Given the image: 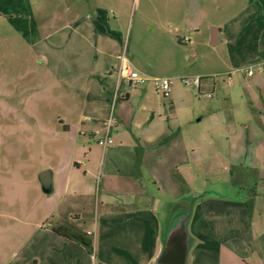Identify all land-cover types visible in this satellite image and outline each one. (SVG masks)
Listing matches in <instances>:
<instances>
[{
	"label": "rangeland",
	"instance_id": "374dc122",
	"mask_svg": "<svg viewBox=\"0 0 264 264\" xmlns=\"http://www.w3.org/2000/svg\"><path fill=\"white\" fill-rule=\"evenodd\" d=\"M94 1L113 25L114 14L121 9L120 34L131 69L148 77L173 79L169 98L151 82L129 85L125 81L110 95L111 100L120 98L114 104L115 118L122 115L119 129L133 140L141 136L144 148L139 151L148 166L142 170L152 192L158 194V188L148 180L149 167L168 161L178 163L179 171L187 174L191 185L187 199L196 194L194 186L203 188L206 197H234L231 169L238 149L233 143L237 134L247 133L240 123H252L264 136V117L256 121L251 110L252 104L255 110L264 104V81L255 79L259 75L264 79V0H0V264L33 262L36 224L47 213L51 195L43 192L39 175L50 163L58 165L71 138L69 130L54 126L51 117L24 115L23 108H33L29 98L41 94L45 103H58L51 99L59 93L64 97L59 102H68V89L62 85L69 80H55L42 64L48 58L61 61L66 77L87 83V69L78 67L84 61L78 45L84 42L76 33L89 37L88 29L80 26L86 19L80 18ZM212 27L221 31V42L215 46L210 44ZM92 38L93 44L113 49ZM180 38L191 42L184 44ZM250 67L252 77L246 73ZM114 73L118 79L117 70ZM197 78L199 89L194 84ZM60 107L58 103V115ZM38 121L48 130L37 129ZM159 137L161 142H155ZM112 139L114 145L120 144L115 134ZM86 146L88 154L80 155L79 163H88L90 146ZM56 150L58 160L51 153ZM93 153L99 164L104 147ZM100 195L94 187L79 201L83 212L78 225L90 232L94 243L103 231L98 217ZM176 202L165 201L162 208ZM261 205L258 201L256 214ZM49 222L44 221L46 226H51Z\"/></svg>",
	"mask_w": 264,
	"mask_h": 264
},
{
	"label": "crops",
	"instance_id": "0c3cea01",
	"mask_svg": "<svg viewBox=\"0 0 264 264\" xmlns=\"http://www.w3.org/2000/svg\"><path fill=\"white\" fill-rule=\"evenodd\" d=\"M88 6L89 11L85 15L83 12L84 18H80L86 22L80 26L83 31H86L85 27L88 29L89 37L82 31L76 33L84 42V45H78L84 57L83 64L80 62L78 67L87 69L84 72L87 83L82 85L77 78L66 77L61 61L48 58L42 64L53 73L55 80L60 82V77L69 80L62 85L68 89V102H59V98L61 101L64 98L61 93L51 99L61 106L59 115L58 103H45L46 97L42 94L29 98L34 102L32 109L28 106L23 108L24 115L51 117L54 126L66 128L72 138L58 165L50 163L44 168L52 172L54 188L49 194L47 213L36 224L38 237L35 239L33 262L24 261L23 264H158L157 258L163 251L172 223L191 208L188 224L191 244L187 264H264V136L252 123L238 124L247 128V133L237 134L233 143V147L238 149L231 169L234 197H206L202 195L203 188L194 186L196 194L187 199L186 194L191 187L187 174L179 171L178 163L168 161L158 167H149L152 171L148 180L158 188L159 195L152 192L142 170L148 166L143 161L142 151H139L142 148L141 136L133 140L126 131L119 129L122 115L116 116L111 132V137L115 134L121 139L120 144L113 143L104 148L105 155L96 164L93 151L101 147L99 141L105 133L104 122L115 98L113 96L111 100L110 95L114 94L117 85L119 88L126 83V80L120 83V68L132 63L124 55L121 9L118 8L119 13L114 14L113 25L109 16L101 15L97 1L88 3ZM220 33L219 30V43ZM93 35L99 44H107L113 49L109 51L108 47L105 49L93 44ZM123 57L125 61H122ZM115 70L118 79L115 78ZM255 79L264 81L260 75ZM119 101L120 98L117 104ZM253 107L252 104L255 120L263 119L264 104L258 110ZM33 109L34 113H31ZM58 117L60 123H57ZM135 124L141 126V123ZM36 127L48 130L41 121L36 122ZM145 133L151 140L152 137ZM160 138L155 142H161ZM86 144L90 146L88 163H79L77 158L88 154ZM57 150L51 153L58 160ZM164 159L162 157V162ZM94 187L101 194L98 217L103 229L95 243L89 236L90 232H85L78 225L83 212L79 201L89 196ZM116 187L122 191H114ZM168 200L177 202L162 208L163 202ZM258 201L262 205L256 214ZM161 209L165 210L164 216H160ZM44 221H50L51 226H46ZM74 235H84L92 241V253L71 239Z\"/></svg>",
	"mask_w": 264,
	"mask_h": 264
},
{
	"label": "water",
	"instance_id": "95a60500",
	"mask_svg": "<svg viewBox=\"0 0 264 264\" xmlns=\"http://www.w3.org/2000/svg\"><path fill=\"white\" fill-rule=\"evenodd\" d=\"M218 31L219 28L212 27L210 41L212 46L219 43ZM39 181L45 194H50L53 191V177L50 170L43 171L39 175ZM191 209L177 217L172 223L165 238L163 251L157 258L158 264H187L191 244L188 227L190 215H192Z\"/></svg>",
	"mask_w": 264,
	"mask_h": 264
},
{
	"label": "built area",
	"instance_id": "2783aa9c",
	"mask_svg": "<svg viewBox=\"0 0 264 264\" xmlns=\"http://www.w3.org/2000/svg\"><path fill=\"white\" fill-rule=\"evenodd\" d=\"M181 42L184 44H188L191 42L189 38L181 39ZM126 58L123 57L122 61H125ZM264 67V64L262 65ZM247 76L252 77L253 75V69L252 67L248 68L247 71ZM119 80L120 83L123 80H126L130 85H146L147 83L151 82L154 85L155 90L158 93H161L164 98H169L171 96V91L173 87V79L172 78H167V77H148L145 76V74L140 73L137 70L131 69V65H123L120 70H119ZM186 84H189L188 81H185ZM196 85V88H201V80L200 78H197L194 82ZM118 85H117V90H118ZM210 96V95H209ZM119 100V96H115L114 98V103L112 104V108L110 110V116L107 119L106 122H104V128H105V133L103 136V139L99 141V143L104 147H108L113 143V139L111 137V132L114 126V123L116 122L115 120V111H114V104H117Z\"/></svg>",
	"mask_w": 264,
	"mask_h": 264
},
{
	"label": "trees",
	"instance_id": "16d2710c",
	"mask_svg": "<svg viewBox=\"0 0 264 264\" xmlns=\"http://www.w3.org/2000/svg\"><path fill=\"white\" fill-rule=\"evenodd\" d=\"M71 239L78 241L79 243H81L87 248V251L89 253H92L93 244H92V241H89L87 239V237H85L84 235H74V236H71Z\"/></svg>",
	"mask_w": 264,
	"mask_h": 264
}]
</instances>
